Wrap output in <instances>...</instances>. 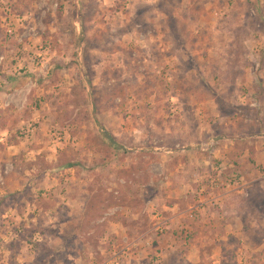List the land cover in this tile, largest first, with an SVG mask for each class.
I'll list each match as a JSON object with an SVG mask.
<instances>
[{
  "label": "rangeland",
  "instance_id": "374dc122",
  "mask_svg": "<svg viewBox=\"0 0 264 264\" xmlns=\"http://www.w3.org/2000/svg\"><path fill=\"white\" fill-rule=\"evenodd\" d=\"M0 264H264V0H0Z\"/></svg>",
  "mask_w": 264,
  "mask_h": 264
},
{
  "label": "built area",
  "instance_id": "2783aa9c",
  "mask_svg": "<svg viewBox=\"0 0 264 264\" xmlns=\"http://www.w3.org/2000/svg\"><path fill=\"white\" fill-rule=\"evenodd\" d=\"M9 31L12 33V29L10 28ZM217 144L215 138H211L206 144H203V150H209V148H214Z\"/></svg>",
  "mask_w": 264,
  "mask_h": 264
},
{
  "label": "trees",
  "instance_id": "16d2710c",
  "mask_svg": "<svg viewBox=\"0 0 264 264\" xmlns=\"http://www.w3.org/2000/svg\"><path fill=\"white\" fill-rule=\"evenodd\" d=\"M111 139H112V141H114V138L113 137H111Z\"/></svg>",
  "mask_w": 264,
  "mask_h": 264
}]
</instances>
